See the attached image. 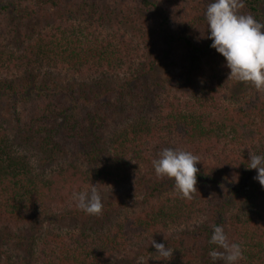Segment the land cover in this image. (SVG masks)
<instances>
[{
    "label": "trees",
    "instance_id": "trees-1",
    "mask_svg": "<svg viewBox=\"0 0 264 264\" xmlns=\"http://www.w3.org/2000/svg\"><path fill=\"white\" fill-rule=\"evenodd\" d=\"M212 2L0 0V222L47 220L38 238L13 234L24 256L0 245V264H225L209 255L223 251L213 225L240 244L235 264H264V187L247 167L264 154V92L228 79L208 38ZM244 3L264 23V0ZM165 148L199 156L191 200L156 176ZM92 184L138 192L140 208L120 214L126 196L101 216L52 211Z\"/></svg>",
    "mask_w": 264,
    "mask_h": 264
},
{
    "label": "clouds",
    "instance_id": "clouds-1",
    "mask_svg": "<svg viewBox=\"0 0 264 264\" xmlns=\"http://www.w3.org/2000/svg\"><path fill=\"white\" fill-rule=\"evenodd\" d=\"M244 0H213L207 6L205 18L210 31L211 47L226 60L230 69L228 79L251 84L258 92H264V23L257 21L251 14H243ZM248 169H256L254 177L264 187V154L250 151ZM154 159L155 174L158 178L167 177L174 180V187L182 199L191 200L197 192L196 164L200 162L197 155L188 151L165 148ZM77 207L92 216H101L104 205L101 194L93 185L88 191L73 192ZM210 244L223 251L212 250L209 255L213 261L223 260L225 264H235L243 259L240 244L230 243L223 226L213 225ZM159 257L164 260L173 258L174 249L165 247L164 243L152 240Z\"/></svg>",
    "mask_w": 264,
    "mask_h": 264
},
{
    "label": "rangeland",
    "instance_id": "rangeland-1",
    "mask_svg": "<svg viewBox=\"0 0 264 264\" xmlns=\"http://www.w3.org/2000/svg\"><path fill=\"white\" fill-rule=\"evenodd\" d=\"M263 16H264V13H263ZM178 54L180 56H182L184 54V51L181 48H179ZM154 74L155 75L153 78H152V75L149 77V79H151L152 81H155V79H157V77H156L157 72H155ZM170 74L172 75V72H170ZM234 81H236V80H234ZM234 84H236V82ZM189 88H190V85L187 84L184 89L180 90V92H182V90L188 91ZM2 116H5V114H2ZM90 188H91V186H85L78 192L88 191V190H90ZM98 190H99V188H98ZM99 192L101 194L103 204L107 203L109 201H119L123 197L131 196L129 204L127 205V207L119 210L120 214H124V213L130 214L132 212L135 213V211L140 208V201L142 198L141 194H139L138 192H134L131 189L118 187V188L102 189V190H99ZM55 210H56L57 214H61L60 211H63V212H67V211H80V212H82L83 211L77 207V203L73 199V195L71 196V198H69V200L66 204H64L63 206H60L57 209H54L52 211H55ZM39 214H41V212ZM112 215H114V216L111 218L116 219L117 213L112 212ZM44 216L45 215L40 216V219H39V217H37V219L34 221L33 220H31L29 222L26 221L25 224H22L20 226L6 225V224H3V222H0V245L4 248L3 250L4 251L8 250L10 252V254H13V255H20L21 254L22 256H24L25 255L24 252L26 251V248L23 247L21 245V243L17 242L15 239L13 240V234L14 233L17 234L18 231H21V232L31 231V232H34L33 237L38 238L43 232L40 231L39 229H37V227L39 226V227L45 228L47 226V220ZM74 222H75L74 218H71V217L66 218L65 217V218H59L56 223H57V225H59L61 227L62 232H64L65 229L68 228L69 226H72L74 224ZM77 222L79 223V225H81V222H83V220L77 219ZM55 225L56 224H54V226ZM90 225L95 227L96 221H94L93 223L91 222ZM18 227H20V228L17 229ZM170 233H172V232L170 231ZM149 258L152 259L153 254L148 255L146 258H143L141 255L138 254L135 259L138 262L147 263V260Z\"/></svg>",
    "mask_w": 264,
    "mask_h": 264
}]
</instances>
